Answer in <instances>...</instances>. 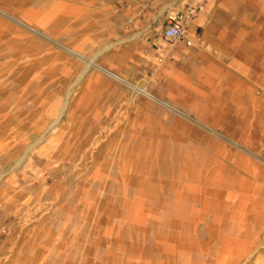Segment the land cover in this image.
Here are the masks:
<instances>
[{"label":"rangeland","instance_id":"1","mask_svg":"<svg viewBox=\"0 0 264 264\" xmlns=\"http://www.w3.org/2000/svg\"><path fill=\"white\" fill-rule=\"evenodd\" d=\"M143 8L0 0V264H264V0Z\"/></svg>","mask_w":264,"mask_h":264},{"label":"built area","instance_id":"2","mask_svg":"<svg viewBox=\"0 0 264 264\" xmlns=\"http://www.w3.org/2000/svg\"><path fill=\"white\" fill-rule=\"evenodd\" d=\"M161 1L142 0L143 9L154 14L153 22L161 23V37L167 44L181 42L192 46L194 36L190 24L203 8L205 0H169L164 7Z\"/></svg>","mask_w":264,"mask_h":264}]
</instances>
